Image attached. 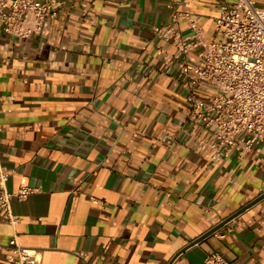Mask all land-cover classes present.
Masks as SVG:
<instances>
[{"label":"crops","instance_id":"obj_1","mask_svg":"<svg viewBox=\"0 0 264 264\" xmlns=\"http://www.w3.org/2000/svg\"><path fill=\"white\" fill-rule=\"evenodd\" d=\"M45 36L0 33V165L15 224L0 211V264L16 239L38 264H264V145L207 162L214 126L189 120L166 69L177 48L157 32L182 13L216 34V0H59ZM264 8V0H257ZM188 14L187 18H184ZM199 62V48L186 54ZM206 97L207 90H198Z\"/></svg>","mask_w":264,"mask_h":264},{"label":"built area","instance_id":"obj_2","mask_svg":"<svg viewBox=\"0 0 264 264\" xmlns=\"http://www.w3.org/2000/svg\"><path fill=\"white\" fill-rule=\"evenodd\" d=\"M219 16L216 34L209 39L202 27L187 18L193 31L183 37L179 29L182 13L172 7L171 21L157 28L177 50L165 56L166 69L181 61L176 79L186 92L189 106L186 114L194 123L204 121L214 126L210 140H200L199 148L209 147L207 162L233 151L251 152L264 145V8L257 0H216ZM59 0H0V33L19 39L33 35L45 36L58 14ZM199 48V62H190L186 54ZM198 90H207L204 97ZM10 172L0 165V211L5 222L15 224L12 213L14 198L24 200L39 189L22 185L16 192L7 190ZM233 220L224 226L226 233L237 224ZM216 233V232H215ZM9 249L12 264H38L37 252L23 247L12 239ZM205 264H229L220 252L205 257Z\"/></svg>","mask_w":264,"mask_h":264},{"label":"water","instance_id":"obj_3","mask_svg":"<svg viewBox=\"0 0 264 264\" xmlns=\"http://www.w3.org/2000/svg\"><path fill=\"white\" fill-rule=\"evenodd\" d=\"M263 198H264V193L261 196H259L258 198H256V200H254L250 204L244 206L239 211H237L236 213L232 214L231 216H229L228 218H226L225 220H223L222 222H220L217 226H215L214 228H212L211 230H209L208 232H206L205 234H203L202 236H200L194 242H192L187 247H185L181 252H183L184 250H186L188 247L194 245L195 243L201 241L202 239L208 237L209 235L214 234L217 230L223 228L226 223L230 222L231 220H233L234 218H236L237 216H239L245 209H247L248 207H250L251 205H253L254 203H256L257 201H259V200H261ZM172 262L173 261H171L169 264H172Z\"/></svg>","mask_w":264,"mask_h":264}]
</instances>
